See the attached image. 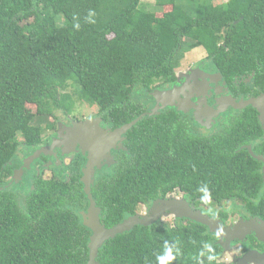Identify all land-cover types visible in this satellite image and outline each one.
<instances>
[{
    "label": "trees",
    "instance_id": "1",
    "mask_svg": "<svg viewBox=\"0 0 264 264\" xmlns=\"http://www.w3.org/2000/svg\"><path fill=\"white\" fill-rule=\"evenodd\" d=\"M141 1L0 0V180L13 176L21 144L42 143L44 129L32 124L27 106H36L40 119L60 110L70 114L75 102L66 89L74 85L78 99L97 101L119 124L139 119L129 133L135 141L130 163L91 188L105 209L106 228L176 187L201 198L203 185L211 193L208 203L244 202L264 221L263 162L248 148L264 157L255 109L235 113L232 129L212 141L186 140L167 160L163 125L143 116L135 101L138 92L172 80L185 54L199 47L230 79L256 72L264 87V0H158L159 7L172 8L161 18L140 10ZM130 109L138 112L128 118ZM33 185L22 188L23 203L19 189H0V264H88L93 232L74 209L80 190L62 181ZM258 197L259 203L251 202ZM207 230L193 221L175 230L138 226L107 241L97 261L158 264L157 256L171 247L180 253L170 264H217L208 259Z\"/></svg>",
    "mask_w": 264,
    "mask_h": 264
},
{
    "label": "flooded vegetation",
    "instance_id": "2",
    "mask_svg": "<svg viewBox=\"0 0 264 264\" xmlns=\"http://www.w3.org/2000/svg\"><path fill=\"white\" fill-rule=\"evenodd\" d=\"M223 46L226 44L223 43ZM255 76L256 72H253L250 75H243L232 80L219 71L214 59L209 56L192 64L181 61L172 80L157 82L151 92H138L135 95V101L139 104L138 110L142 111L143 116L153 118L158 126L159 123L163 125L166 159L170 160L171 156L179 154L180 147L186 140L194 142L203 138L212 141L216 136L225 134L232 129L235 113L237 114L238 111H243L249 107L235 109L230 104L231 101L236 100L237 103H240L242 100L248 101L264 95V87L258 85L254 79ZM262 85H264L263 81ZM157 93L163 94L160 96L162 98L166 97V106L156 100L154 95ZM167 96L169 97L167 98ZM219 105L224 108L222 112L218 111ZM138 110H128V118L136 115ZM55 116V113L51 115L52 118ZM86 121H92L93 127L85 130V132L82 130V138L75 137L80 131L77 124ZM120 121L118 116L116 120L110 116L106 117L105 112L82 120L71 118L69 114L66 115L62 122L52 126L49 132L44 133L41 145L36 148H29L32 152L28 158L37 153L39 155L34 158L36 161L30 165L31 169H24L22 178L16 180V185L26 187L24 183L27 182L28 178H31L33 183L38 179L47 182L62 181L68 183L71 191L80 190V195L76 198L81 204L74 209L77 210L84 222L83 215L88 216L90 208L89 198L84 196V191H86L84 182L89 171L91 150L94 149L93 146L84 144L83 136L86 135V132L95 134L100 130L116 132L133 122L119 124ZM117 125L120 126L117 127ZM148 128L152 129L153 124H149ZM132 129L109 146V155L106 156L104 153L101 155L99 163L97 162L95 166H98L99 169H96L95 183L92 188L99 182L104 183L109 172L130 163L132 160L131 152L135 145L134 136L129 135ZM132 143L133 146L130 150ZM253 152L255 153V151ZM263 167L264 162L261 169L262 173ZM14 174L6 183L0 180V187H7L14 180ZM34 188V185L30 186V190H34ZM260 194L264 195V186L261 188ZM259 200L258 197L251 199V202L257 204L260 202ZM165 201L187 202L192 211L200 212L215 219L223 229H233L236 224L251 219L260 220L251 215L247 209V204L244 202L235 203L232 199L223 203L210 204L203 202L201 198L187 196L186 193L180 191L179 187H176L166 197L160 196L139 203L136 214L131 217L147 216L156 202ZM229 202L234 204L231 207H226L227 204H230ZM96 205L100 209V221L105 225V209L99 206L97 202ZM190 222L192 223L191 220L179 217L173 212H166L156 223L147 228L158 227L175 230ZM207 235L210 238L211 249L214 250L217 264H264V235L250 233L241 239L237 238L231 241L221 236L216 239L217 234H212L209 229ZM255 256L260 262H256Z\"/></svg>",
    "mask_w": 264,
    "mask_h": 264
},
{
    "label": "water",
    "instance_id": "3",
    "mask_svg": "<svg viewBox=\"0 0 264 264\" xmlns=\"http://www.w3.org/2000/svg\"><path fill=\"white\" fill-rule=\"evenodd\" d=\"M163 94H155L156 100H158L163 106H166L165 98H162ZM170 96V95H169ZM167 96V98L169 97ZM161 98V99H160ZM232 107L235 109H243L246 107H252L257 110L259 113V120L262 124V127L264 129V95L250 99L248 101L242 100L240 103H237L236 100H232L231 103ZM224 110L222 105H219V112H222ZM138 120L133 121L132 123L126 125L125 127L117 130L116 132H110L107 130H100L98 133H89L86 132V135L83 136L84 144L88 146H93L94 150H91V156H90V162L88 164L89 171L87 175L85 176V186H86V192L89 198L90 202V208H89V214L88 216L84 215L85 218V225L92 230L93 236L91 237V242L89 245L90 248V258L88 264H100L97 261L99 250L104 246V244L111 240L115 239L118 235L124 234L127 232L132 231L136 226H143V227H149L152 226L154 223H156L163 214L166 212H173L179 217L187 218L195 223L201 224L205 227H207L212 234H217L222 230L220 236L225 237L228 241H231L233 239H241L245 235L250 233H256L260 236L264 235V221L251 219L249 221H243L238 224L233 229H223L219 222L217 223L215 219L210 218L206 215H203L200 212H194L190 209L187 202H156L153 206L152 211L147 216H134L130 217L129 219L125 220L123 223L117 225L116 227H113L111 229L106 228L105 225H103L100 221V209L97 207L96 202L94 201L92 195H91V188L95 183V175H96V169H99L96 166V163H99L101 155L104 153L106 156L110 153L109 146L117 141V139L126 134L130 129H132L137 123ZM77 127L79 128L78 134L75 135L77 138H82V130L85 132V130H89V128H92V121H86L84 123L77 124ZM89 133V134H88ZM81 141V140H79ZM249 151L252 156H254L257 160L264 162V157L262 155L257 156L253 150L252 147L249 146ZM39 154L37 153L32 157L35 158ZM31 160V159H30ZM29 160V161H30ZM100 166V165H99ZM263 173H264V167H263ZM19 179L15 175L14 181ZM256 262H260V260L255 256L254 258Z\"/></svg>",
    "mask_w": 264,
    "mask_h": 264
},
{
    "label": "rangeland",
    "instance_id": "4",
    "mask_svg": "<svg viewBox=\"0 0 264 264\" xmlns=\"http://www.w3.org/2000/svg\"><path fill=\"white\" fill-rule=\"evenodd\" d=\"M226 0H215L214 3L216 5H220L221 3L225 2ZM192 2L191 1H186L185 0V5H190ZM182 4H184V2L182 1ZM140 10H144L146 12H151V13H156L157 16L159 18L163 17V15L165 13H168L172 10V8L170 6L168 7H159L158 5V0H142L141 1V5H140ZM224 43V42H223ZM208 56L207 51L202 48H196L193 49L192 51L188 52L185 54L184 58L181 60L182 62L186 63V64H192L196 61L202 60L204 58H206ZM176 71H178V68L176 69ZM66 93L72 95L74 102H75V106L72 110V112L69 114L71 116V118H75V119H85V118H90L92 116H95L97 114H99L100 112H102V109L99 105V103L97 101L94 100H80L78 99V93H77V89L76 86L72 85L69 86L68 89H66ZM27 111H28V117H30L32 120V124L33 125H37V126H41L44 129V133H47L50 131V128L52 126L57 125L59 122H62L66 115H68L64 110H60L58 112H55V117H47L44 119H40L39 117H37L36 113H37V108L34 105H28L27 106ZM21 142H23V139L20 138ZM32 150L27 148L25 145L21 144V147L19 148L16 160H14L11 165L14 166V175H16L17 177H19L20 179L22 178V174L24 173V169H31L30 165L33 164L36 159H32V156H30L28 158V156L31 154ZM31 159V160H30ZM30 160V161H29ZM35 173V172H33ZM35 175V174H34ZM48 176L49 173H47ZM26 181V180H25ZM17 182V181H16ZM14 180L7 185V187H0V189L4 188L7 190H17V193L20 194L21 196V200L25 198V192L24 190H22L23 185H16V183ZM26 187H30L33 185V181L31 178H28L27 182L24 183ZM23 203V200L21 201ZM230 204H227L226 207H231L232 204L229 202Z\"/></svg>",
    "mask_w": 264,
    "mask_h": 264
},
{
    "label": "clouds",
    "instance_id": "5",
    "mask_svg": "<svg viewBox=\"0 0 264 264\" xmlns=\"http://www.w3.org/2000/svg\"><path fill=\"white\" fill-rule=\"evenodd\" d=\"M94 15H95L94 11L89 12V16H94ZM198 191L203 193V195L201 196V200L203 202H206V203L210 202L211 193H210V190H209L207 185H203L202 187H200L198 189ZM221 232H222V230H220V232L217 233L216 239H219ZM205 247L208 248L210 253H211L208 256L209 261L215 260L216 256L214 254V250L211 249V245L206 243ZM179 253H180L179 249H173L171 247H166L164 254L157 256V262H158V264H170V262H172L173 260H175L179 256ZM200 255H204V253L201 252ZM201 264H202V262H201Z\"/></svg>",
    "mask_w": 264,
    "mask_h": 264
}]
</instances>
